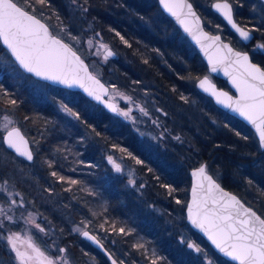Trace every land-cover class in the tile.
<instances>
[{"label":"trees","instance_id":"trees-1","mask_svg":"<svg viewBox=\"0 0 264 264\" xmlns=\"http://www.w3.org/2000/svg\"><path fill=\"white\" fill-rule=\"evenodd\" d=\"M192 1L203 14L199 0ZM203 1L210 6L213 0ZM230 1L236 19L261 29L255 37L264 43V25L252 12L253 1ZM29 3L31 7H26L25 0H18L65 41L71 43L73 36L81 41L92 36L117 53L100 65L101 78L123 89L131 99L145 103L149 113L145 124L156 131L153 144L158 152L145 147L128 122L117 120L80 91L49 85L50 97L42 99L32 85L31 75L22 73L15 63L18 73L0 62V122L3 112H15L14 125L22 127L34 151L32 162L16 156L3 143L8 128L0 126V183H12L24 193L30 201V211L40 212L42 226L49 225V230L56 227L55 233L69 245L75 264H111L105 253L71 230L78 224L95 234L119 263L151 264L155 258L157 264H206L207 253L215 264H235L215 252L186 221L189 170L206 163L208 171L225 188L263 215L264 150L248 125L198 91L197 78L208 74V67L189 39L157 0ZM202 17L207 29L221 33L244 50V43L237 41L239 37L216 13L208 11ZM117 32L131 47L121 41ZM75 49L94 72V57L81 46ZM0 55L12 59L1 42ZM252 59L264 67L257 54ZM215 80L230 89L225 80ZM9 100H15L16 105ZM62 103L80 118L62 112ZM121 148L125 151L121 152ZM4 149L11 158H3ZM110 151L133 165L138 175L136 183L115 174L108 161ZM54 171L56 177L51 174ZM58 176L65 180L60 181ZM69 180L78 183L69 184ZM168 188L174 191L169 194ZM48 194L55 198L47 202L49 198H44ZM19 209L11 212L13 218L6 214L4 222L9 229L20 230L26 224ZM120 228L125 232L120 233ZM186 233L193 236V244L203 252L188 247L191 242L183 236ZM10 254L0 237V264H16Z\"/></svg>","mask_w":264,"mask_h":264},{"label":"snow or ice","instance_id":"snow-or-ice-1","mask_svg":"<svg viewBox=\"0 0 264 264\" xmlns=\"http://www.w3.org/2000/svg\"><path fill=\"white\" fill-rule=\"evenodd\" d=\"M35 3L45 5L47 0H35ZM160 3L173 16L177 17L186 32L192 33L191 26L193 24L197 28L199 27V17L196 16V13L192 10V5L187 0H160ZM25 6L31 7L29 0H25ZM214 7L221 12L242 40L248 41L253 38L252 33L261 31V29L254 26L248 27L237 24L233 19L232 4L228 0L216 3ZM116 35L120 36L118 32ZM71 39L77 40V37L73 36ZM120 39L131 47L123 36H120ZM209 39L213 42L220 41L219 36L209 37ZM0 42L7 47L20 68L40 80L62 84L69 88L73 86L82 87L89 96L96 100H102V97L95 91L93 86H98L105 94L107 93V89H104L99 80L88 72V66L77 55L76 51L68 43L52 35L48 26L41 23L34 14H30L29 11L25 10V7L18 6V0H0ZM197 42L199 43V40ZM88 44L92 46L93 41L89 40ZM221 47L226 50L225 55L215 63L210 58L211 71H217V64H227L224 69L225 75L230 77L239 95L233 98L227 92L218 91L207 76L199 79L198 87L214 96L217 103L239 113L240 116L253 125L259 136V145L264 148V68L253 64L249 55L245 52L235 51L227 44H222ZM256 47L264 49V43L258 44ZM100 50H103L104 60L114 55L107 44L99 43L97 54L100 53ZM144 62L147 63V60ZM233 66L238 69L235 75L228 71V67ZM2 91L3 89L0 88V92ZM116 94L121 99L131 101L130 96H124L119 92ZM4 95L7 96V93H4ZM181 99L186 100L183 96ZM7 102L13 106L16 105L15 100ZM106 106L125 118L134 119L131 115L132 108L121 110L112 103ZM61 107L69 115L76 119L80 118L79 114L74 112L68 104L62 103ZM135 107L144 116L149 115L143 106L137 104ZM3 120L5 128L13 123L7 115L3 117ZM153 123H156V121H153ZM236 134L240 135L239 132ZM5 141L8 147L15 149L19 155L26 157L28 161L33 160V153L26 147L27 141L20 135L18 129L12 128L8 131ZM120 151L124 152L125 150L121 148ZM108 161L117 172L121 171V165L112 156L108 157ZM136 162L141 163L139 160ZM51 174L54 177L57 176L55 171ZM192 175L202 178L194 185L192 202L188 205V219L192 225L202 231L220 253L233 261H237L238 264H264V218L257 215L252 208L245 207L235 195L225 192L211 176L206 175V166H200ZM57 178L60 181L65 180L63 176ZM68 183L77 184L78 181L69 180ZM130 183H134V181H130ZM0 191H4L2 185H0ZM168 191L171 194L174 189L168 188ZM8 195L11 196L12 194L8 193ZM11 203L16 204V201L12 200ZM176 203L179 204L180 201L177 200ZM8 219H11V217H8ZM29 222L34 224L40 232L45 231L40 224L31 219V214L29 215ZM75 230L79 231V229ZM113 230L115 231L114 226ZM119 231L124 233L125 229L120 228ZM81 234L97 244L100 243L94 236H90L87 231ZM7 239L20 264H57L56 260L45 256L40 248L33 244L31 237L22 240L18 234L14 233L9 235ZM18 243L24 246V251L20 250ZM100 246L103 247V245ZM137 247L142 248L143 245H137ZM188 247L194 248L198 253L203 252V249L195 244L189 243ZM60 251L64 252L66 250L60 249ZM204 256L206 264H215L213 259L208 258L207 253H204ZM109 259H111V264H117V261L112 259L111 255H109ZM61 264H69V262L61 257ZM120 264H123V261ZM151 264H157V259H152Z\"/></svg>","mask_w":264,"mask_h":264},{"label":"rangeland","instance_id":"rangeland-1","mask_svg":"<svg viewBox=\"0 0 264 264\" xmlns=\"http://www.w3.org/2000/svg\"><path fill=\"white\" fill-rule=\"evenodd\" d=\"M252 1H253L252 2L253 3L252 12L254 13V15L256 17V20H257L258 23L260 22V23H263V25H264V3L261 0H252ZM198 5H199V8L203 11V14H202V12L200 10H198L202 16H204V13H207L208 11L213 12L211 10V6H208V4H206L205 1H203V0H199V4ZM210 5H211V3H210ZM89 40L93 41V45L92 46H89V44H88ZM237 41L242 42L240 40V38H238ZM70 42L73 45L71 43H69V42L68 43L72 47H74V46L75 47L76 46L80 47L81 46L84 50L87 51V53L90 56L92 55L94 57V59H95L94 63L96 62L95 63L96 70H94V73L101 78L100 71H102V67H100V65L107 63L108 59L104 60L103 50H100V53L97 54V46H98L99 43H104V42L98 40L97 38H93L92 36L88 37L84 41H81L80 39L79 40L77 39V40H70ZM104 44H106V43H104ZM108 47H110V46H108ZM4 56L5 55H2V56L0 55V62L2 64V66L5 67L6 69H10L12 72L15 73V71H17L16 67H14V65H13V63H15V61L12 60V59L11 60L10 59H6ZM109 58H111V57H109ZM19 70L22 73H25L20 68H19ZM16 73H18V71ZM32 85L35 86L36 93H40L41 94L40 98L43 99V98H47V97L49 98L50 97L51 88H50L49 85H51V84H48L46 82L37 80V79H35L33 77ZM51 86H54V85H51ZM109 86H110L109 98L114 100L117 103L118 108L121 109V110H127L128 108H132V114L131 115H132V117L134 119L125 118L124 116L119 115L118 113L111 112L112 114H114L113 117L116 118L117 120L122 119V120H125L126 122H128L130 124V128L132 129V131L135 134H137L141 138L142 141L145 142V145H146L145 147H147L148 149L151 148L152 150L158 152V150L155 148V144H153V141H155L157 139L156 131L152 127H149V125L147 126L145 124L146 123L145 120L148 119V118H146V116H144L135 107V105L138 104V105H141V106H143L145 108L146 107L145 103H142L143 101H139V100L135 101L134 99H131V101H127L125 99H121V97L119 95H117L116 93L119 92V93H122L124 96H128L127 93L123 89L119 88L118 86H112V85H109ZM59 108L61 109L62 112H64L68 116H71L67 112L63 111L61 105H59ZM94 108L96 110H99V107L94 106ZM14 113L13 112H9V111L8 112H3L2 116H1L2 121L0 122V126L4 127L5 122L3 120V117L5 115L10 117V119L13 121L12 124L14 125L15 124V122H14L15 121ZM71 117H73V116H71ZM12 124L9 125L7 128L12 126ZM261 149L264 150V148H261ZM108 153H109V156H112L113 159L117 163H119L121 165V171L120 172H117L114 169L115 174H117L119 176H122V177H125L127 182L134 181V183H136L138 181V175H137V172H136L135 168L133 167V165L128 163V161L123 156H121L120 154H118L116 152L113 153V151H110ZM1 155L3 156L4 159L11 158V156L7 153V151L5 149L3 150V152L1 151ZM0 185H2V187L4 189V191H0V237L5 242V245H6V248H7V251L9 252V254L11 253L10 255H11V258L13 259V261L16 264H20V261L17 258L15 251H13L11 245L9 244L7 237L9 235H12V234L15 233V234H18L21 237L22 240L31 237L33 244H35L38 248H40V250L45 254V256L56 260L57 264H61V257H63L65 260H67L69 262V264H75L74 261L72 260V255H71V253H69L70 252L69 250L64 251V252L60 251V249H63V247H62L63 244H61L62 242L61 243H56V244L55 243H49L48 246H46V245L42 246L40 243H37L34 240L36 235H43V233H45V232L46 233L48 232L49 234H53L52 230L48 229L49 225H48V228L44 227V225L43 226L41 225L42 222L39 220L40 212L39 211L38 212H31L30 211V208H29L30 201L25 197L24 193H22L18 188H16V186L14 184L6 182V183H0ZM8 193H11L12 195L9 196ZM51 197L55 198L54 195H52V194L49 195L48 194L47 198H44V199H48L49 198L48 201H47V202H49V200H51L50 199ZM12 200H15L16 204H12L11 203ZM17 207L21 208V209H19L17 211L18 212L22 211L21 214H23V218H24L26 224H24L22 229H20V230L9 229L8 226L6 225V223L4 222L5 218H6V214L10 213V216L13 218L14 216H13V214L11 212L13 210L16 211ZM30 214H31V219L35 220L36 223L40 224V226L45 229L44 232H40L34 226V224L29 222V215ZM262 216L264 217V214ZM75 229H79V231H76ZM71 230L76 232V233H78V235L81 236V233L84 230H88V229L85 228L84 226L78 224V225H75V226L72 225L71 226ZM183 236L188 237L189 241L193 244V241H192L193 236L192 235H189V234L186 233ZM18 247L20 248L21 251L25 250L24 246L20 245L19 243H18Z\"/></svg>","mask_w":264,"mask_h":264},{"label":"water","instance_id":"water-1","mask_svg":"<svg viewBox=\"0 0 264 264\" xmlns=\"http://www.w3.org/2000/svg\"><path fill=\"white\" fill-rule=\"evenodd\" d=\"M158 3H159V6L160 8L163 10V12L165 14H167L173 21L174 23L177 25V27H179V29L181 30V32L189 39V41L191 42V44L195 47V49L198 51V53L200 54V56L202 57L203 61L206 63L207 67H208V74H205L201 77H199L196 81V88L198 89L199 92L205 94L206 96L210 97L212 99V101L215 103V105H217L219 108L223 109L224 111H226L227 113L233 115L234 117L238 118L239 120H241L242 122H244L246 125H248L254 132L255 136L257 137L258 141H259V136H258V133L256 132L255 128L253 125H251L247 120H245L242 116L239 115V113H236V112H233L230 108H227L225 107L223 104H220V103H217L216 101V98L214 96H212L210 93L208 92H205L203 91L201 88L198 87V84H199V79H203L205 76L208 77L209 81L214 84L216 86V89L218 91H223V92H227L229 96H232L233 98H236L239 93L237 92L236 88L233 86L232 84V81L230 79L229 76L225 75V67H227V64H224V65H221V64H217V71L216 72H212L211 71V68H212V64L209 62L210 61V58L211 60L213 61V63L221 60L224 55H225V51L224 49H222L221 45L222 44H227L229 45V47L233 48L235 51H240V52H245L249 55V58L251 60V62L253 64H256L258 65L259 67L263 68L260 64H258L257 62H255L250 53L248 51H244L242 49H239V48H236L229 40H226L221 33H218V32H212L210 31L209 29H207L205 23H204V19L202 17V15L200 14V12L198 11V9L196 8L195 4L193 3L192 0H187L188 3H190L192 5V10L196 13V16L199 17V27L197 28V26L195 24H193L191 27H192V33L190 34L189 32H186L184 30V26L180 23V21L177 19V17L173 16L169 11H167L164 6L160 3V0H157ZM263 3H264V0H261ZM223 0H213L211 2V10L218 14L222 20L228 25V27L239 37V34L235 32V30L231 27V25L228 23V21L224 18V16L221 14V12H219L215 7L214 5L216 3H222ZM229 3L232 4V2L230 0H228ZM18 6H21L20 4H18ZM23 7V6H22ZM25 10H27L25 8ZM29 11V10H27ZM232 11H233V19L234 21L239 24L240 26H244L242 25L238 20H236V17H235V11H234V7H233V4H232ZM30 12V11H29ZM30 14H34L32 12H30ZM36 16L37 19H39L41 21V23H44L45 25L48 26L49 28V31L52 35L54 36H57L58 38L62 39L63 42L65 43H68L67 41H65L63 38H61L60 36L56 35L52 29L50 28V26L48 25V23L43 20L42 18H40L39 16H37L36 14H34ZM191 19V18H189ZM215 36H219L220 37V41L219 42H213L211 39H209V37H215ZM252 37H254V33H252ZM240 38V37H239ZM253 39V38H252ZM252 39L248 40V41H244L240 38V40L244 43H248L250 42ZM199 40V43L197 42ZM2 46L9 52V54L11 55L10 51L7 49V47L1 42ZM69 44V43H68ZM70 45V44H69ZM71 46V45H70ZM203 46V47H202ZM72 47V46H71ZM74 51H76L77 55L80 56V58L84 61L85 65L88 66V72L91 73L93 76L96 77L97 80H99L100 84L104 86V89H107V93L105 94L104 91L102 89H100L98 86H93L95 91L101 95L102 97V100H96L94 99L92 96H89L88 93L84 90V88L82 87H79V86H73L71 88L65 86V85H62V84H56V83H52L50 81H44V80H40L38 79L37 77L33 76L31 73H27L25 72L22 68H20V66L17 64V66L25 73L27 74H30L32 77H34L35 79L37 80H40V81H43V82H46L48 84H51V85H54V86H58V87H62V88H65V89H68V90H72V91H80L81 93H83L86 97H88L90 100H92L93 102L97 103V104H100L101 106H103L107 111L109 112H113L109 107H107L106 105L109 104V103H112V104H115L117 107V103L110 99L109 98V93H110V86L104 81L102 80L99 76H97L90 64L88 63V61L83 57V55L77 51L74 47H72ZM112 52L114 53L113 56H111V58H115L117 56V53L111 48L109 47ZM264 50V49H263ZM12 57V55H11ZM12 59L15 61L14 57H12ZM228 71L232 72L234 75L236 74V72L238 71V69L233 66V67H228ZM215 78H220V79H223L227 82V84L229 85L230 89H227L225 87H222V86H219L218 83L216 82ZM114 113H117V112H114ZM12 128H16L19 130L20 132V135L24 138L25 141H27V145L26 147L28 148V150H30L32 153H33V160H34V151L32 149V145H31V142H30V139L29 137L23 132V130L19 127V126H14ZM12 128L8 129L4 136H3V142H4V145L5 147L12 151L13 153H15L17 156L25 159L26 157L24 156H21L19 155L15 149L13 148H9L6 141H5V138L7 137V134H8V131L12 130ZM32 160V161H33ZM28 161V160H27ZM206 166V163H202L201 165L199 166H196V167H193L191 170H190V177H191V184H190V189H189V198H188V201H187V205H186V209H185V213H186V221L187 223L189 224V226L194 230L196 231L197 233H199L207 242L208 244L214 249L215 252H217L219 255H221L222 257H224L225 259L229 260V261H232L234 262L235 264H238L237 261H233L231 260L230 258L224 256L222 253L219 252L218 249L215 248V246L211 243V241L208 239V237L202 232L200 231L199 229L195 228L191 221L188 219V205L191 204L192 202V189L194 187V185L197 184V181L198 180H201L202 178H199V177H194L192 175V173L194 171H196L200 166ZM206 175L208 176H211L213 178V180L216 181V183H218L220 185V187L227 193H230L231 195H235L237 197V199H239L241 201V203H243L245 205V207H250L252 208V210H254L257 215L261 216V218H264L255 208H253L252 206H249L247 203H245L241 197L239 195H237L236 193H234L233 191L225 188L221 182L210 172L208 171L207 169V166H206ZM84 231H87L89 233L90 236H94L96 238V240H98L100 243L97 244L95 243L93 240H90L88 239L87 237L83 236L82 234V237L87 240L88 242H90L93 246H95L97 249H99L100 251H102L103 253H105L108 258H109V255H111L112 259H115L112 254L106 249V247L104 246V244L90 231V230H84ZM83 231V232H84ZM100 245H103V247H101ZM116 260V259H115ZM111 261V259H110ZM117 264H120L118 261H117Z\"/></svg>","mask_w":264,"mask_h":264},{"label":"flooded vegetation","instance_id":"flooded-vegetation-1","mask_svg":"<svg viewBox=\"0 0 264 264\" xmlns=\"http://www.w3.org/2000/svg\"><path fill=\"white\" fill-rule=\"evenodd\" d=\"M244 17H245V15H244ZM244 26H246V25L244 24ZM261 43H263V42L260 39L255 37V32H254L253 39L250 42H248V43L244 42V51H248L250 53L251 57H252L253 54H257L264 61V50L263 49H259V48L256 47L258 44H261ZM44 219H45L44 217L41 218V220H44ZM52 228L51 229H52L53 234H49L48 232L47 233L45 232V233H43V235H36L34 240L37 243H40L42 246L43 245L48 246L49 243H55L56 244V243H61L62 242L61 244H63L62 245L63 249H65L66 251L69 250V245L66 242H64V240L61 239L60 234H56L55 233L56 232V228L54 226H52ZM37 236H39L42 239V241H41V239L38 240Z\"/></svg>","mask_w":264,"mask_h":264},{"label":"bare ground","instance_id":"bare-ground-1","mask_svg":"<svg viewBox=\"0 0 264 264\" xmlns=\"http://www.w3.org/2000/svg\"><path fill=\"white\" fill-rule=\"evenodd\" d=\"M163 11V10H162ZM167 15V14H166ZM168 16V15H167ZM220 17V16H219ZM221 18V17H220ZM222 19V18H221ZM237 20V19H236ZM177 26V25H176ZM264 68V67H263ZM215 104V103H214ZM217 106V105H216ZM221 109V108H220ZM223 110V109H222ZM14 126H19V125H12V126H10L8 129H10V128H12V127H14ZM20 127V126H19ZM21 129H22V127H20ZM7 129V130H8ZM6 130V131H7ZM23 130V129H22ZM23 132H24V130H23ZM25 133V132H24ZM26 134V133H25ZM27 135V134H26ZM31 142V141H30ZM4 143V142H3ZM32 145V144H31ZM5 146V145H4ZM15 154V153H14ZM16 155V154H15ZM17 156V155H16ZM19 157V156H18ZM21 158V157H20ZM34 161V160H33ZM29 162H32V161H29ZM199 166V165H198ZM196 167V166H195ZM193 168V167H192ZM191 168V169H192ZM190 169V170H191ZM190 170H189V174H190ZM191 178V177H190ZM242 199V198H241ZM250 206V205H249ZM254 208V207H253ZM95 235V234H94ZM96 236V235H95ZM81 237H82V235H81ZM97 237V236H96ZM83 238V237H82ZM98 238V237H97ZM84 239V238H83ZM99 239V238H98ZM85 240V239H84ZM100 240V239H99ZM87 241V240H86ZM101 241V240H100ZM88 242V241H87ZM90 243V242H89ZM91 244V243H90ZM92 245V244H91ZM93 246V245H92ZM95 247V246H94ZM96 248V247H95Z\"/></svg>","mask_w":264,"mask_h":264}]
</instances>
